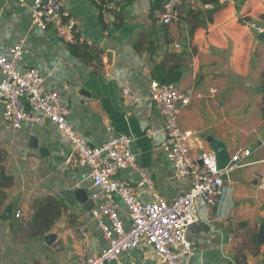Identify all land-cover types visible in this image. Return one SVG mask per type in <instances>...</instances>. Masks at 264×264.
Masks as SVG:
<instances>
[{
  "label": "crops",
  "instance_id": "crops-1",
  "mask_svg": "<svg viewBox=\"0 0 264 264\" xmlns=\"http://www.w3.org/2000/svg\"><path fill=\"white\" fill-rule=\"evenodd\" d=\"M118 1L104 27L97 0H65L64 12L77 22L74 46L54 27L30 25L33 0H0V52L8 56L20 44L18 69L38 68L45 87L60 91L73 129L92 146L115 134L131 138L134 164L119 176L145 201L148 188L136 186L142 173L167 200L190 184L162 150L163 118L148 93L152 79L178 72L177 89L199 94L178 116L191 133V153L210 148L205 135L226 143L230 155L251 152L214 204L199 200L187 230L195 248L187 264H264V243L256 241L264 225V31L257 30L264 27V0H181L167 24L159 16L165 0ZM2 109L0 99V170L11 178L0 189V264H79L80 255L99 254L107 240L95 220L84 219L95 189L88 168L66 161L71 148L54 124L11 130L1 122ZM69 191L72 201L63 194ZM119 214L129 227L126 208ZM156 262L152 247L142 244L109 264Z\"/></svg>",
  "mask_w": 264,
  "mask_h": 264
},
{
  "label": "built area",
  "instance_id": "built-area-1",
  "mask_svg": "<svg viewBox=\"0 0 264 264\" xmlns=\"http://www.w3.org/2000/svg\"><path fill=\"white\" fill-rule=\"evenodd\" d=\"M17 1L22 5L25 2ZM102 1L101 13L105 18L113 14L116 7L113 0ZM180 1H164L159 14L163 23L172 21ZM64 5L65 0H33L30 25L42 30L54 27L60 39L74 43L77 22L64 12ZM257 30L262 32L264 27ZM9 53L6 56L0 52L1 122L11 130L46 121L54 124L71 148L66 161L76 159L79 166H86L95 188L90 195L93 206L84 214V219L97 222L107 245L94 256L80 255L79 264L119 262L122 251L142 244L152 247L157 257L156 264H187L195 251L187 238V230L196 218L199 200L205 206L214 204L223 195L224 182L230 172L248 163L246 158L250 150L243 149L231 154L223 168L218 167L211 148L192 154L191 133L181 128L178 116L181 109L199 94L193 88L179 90L174 83L152 79L148 93L163 118L162 150L174 166L176 176L188 177L190 184L173 199L167 200L154 188L150 177L142 173L136 186L146 185L151 199L141 200L135 194V186L119 176L120 170L134 164L131 138L115 134L99 146L89 144L84 134L71 126L69 110L61 100L60 91L45 87L38 68L18 69L20 44L10 46ZM122 93L137 101L127 88ZM260 185L263 186V182ZM121 206L129 214V227H125L120 217Z\"/></svg>",
  "mask_w": 264,
  "mask_h": 264
},
{
  "label": "water",
  "instance_id": "water-1",
  "mask_svg": "<svg viewBox=\"0 0 264 264\" xmlns=\"http://www.w3.org/2000/svg\"><path fill=\"white\" fill-rule=\"evenodd\" d=\"M114 5L116 8H119L120 2L118 0H115ZM113 29L114 28H110V31H112ZM259 37L264 39V33H260ZM205 138L208 140L210 148L212 149V151L215 154L216 163H217L218 167L219 168L225 167V165L230 160V154L227 150L226 143H224L222 140H219V139H217L211 135H205ZM31 140L33 142V145L35 146L37 144L36 138L32 136ZM42 151H44V150H42ZM63 194H65V196L68 198L69 201H72V199L74 198V195L71 191L64 192ZM9 210H10V207H8V209H6L3 216L9 217ZM256 241H257V243H260V244L264 243V225L260 228V231L257 235ZM103 264H109V263L107 261H105Z\"/></svg>",
  "mask_w": 264,
  "mask_h": 264
},
{
  "label": "trees",
  "instance_id": "trees-1",
  "mask_svg": "<svg viewBox=\"0 0 264 264\" xmlns=\"http://www.w3.org/2000/svg\"><path fill=\"white\" fill-rule=\"evenodd\" d=\"M97 5H98V9H99V18L103 24L104 27L107 26V24L104 21L103 15L101 13L102 7H103V1L102 0H97ZM79 42L78 36L75 35V42L74 43H68V45H76ZM83 58L88 59V54L87 53H82L81 54ZM179 77V73L178 72H168L166 75V78L164 79L163 82H171L173 83V81H175L176 79H178ZM11 184V178L7 175L4 174V172L2 170H0V189H3L4 187H8ZM5 194H3L0 191V200L2 198H4ZM255 242V240H254Z\"/></svg>",
  "mask_w": 264,
  "mask_h": 264
}]
</instances>
